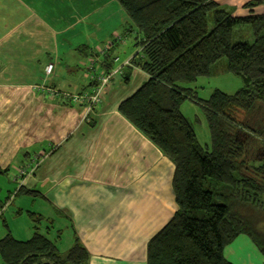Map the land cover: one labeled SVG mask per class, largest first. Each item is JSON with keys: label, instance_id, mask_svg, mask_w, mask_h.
<instances>
[{"label": "crops", "instance_id": "0c3cea01", "mask_svg": "<svg viewBox=\"0 0 264 264\" xmlns=\"http://www.w3.org/2000/svg\"><path fill=\"white\" fill-rule=\"evenodd\" d=\"M212 1L235 17L264 14V5L246 8L257 0ZM128 24L113 0H0V170L45 196L30 212L42 217L35 232L45 225L66 251L78 236L89 264H146L148 243L178 209L174 165L118 112L148 81L129 67L139 53H111ZM105 67L110 83L88 112ZM24 234L12 236L33 237Z\"/></svg>", "mask_w": 264, "mask_h": 264}, {"label": "trees", "instance_id": "16d2710c", "mask_svg": "<svg viewBox=\"0 0 264 264\" xmlns=\"http://www.w3.org/2000/svg\"><path fill=\"white\" fill-rule=\"evenodd\" d=\"M113 1L129 18V34L137 36L140 52L129 67L148 77L120 103L118 112L175 167L172 189L178 209L148 243L146 264H231L225 249L236 238L246 235L256 246L259 243L257 225L242 218L240 209H258L264 217V158L258 159L264 156V134L248 123L264 106V14L235 17L212 0ZM261 5L264 0L250 2L246 8ZM241 27L251 30L252 43L234 41L235 30ZM223 59L243 87L235 95L215 91L209 100L197 101L187 86L210 77ZM108 67L104 69L110 76ZM187 100L205 111L210 148L198 143L181 112ZM86 104H91L89 99ZM239 112L245 114L244 120H238ZM257 142L256 159L250 161ZM19 193L45 200L41 192L23 187ZM29 215L37 223L42 221ZM257 247L264 254L263 247ZM0 258L4 264L90 262L78 236L62 253L38 230L27 242L8 233L0 240Z\"/></svg>", "mask_w": 264, "mask_h": 264}, {"label": "rangeland", "instance_id": "374dc122", "mask_svg": "<svg viewBox=\"0 0 264 264\" xmlns=\"http://www.w3.org/2000/svg\"><path fill=\"white\" fill-rule=\"evenodd\" d=\"M127 29L128 27L121 28L119 33L120 38H117L116 41L113 39L112 41L114 47L111 53L115 56L117 55L120 57L122 55L121 53L140 52L139 47L136 46V34H129ZM253 40L252 32L248 27H241L235 30V42L252 43ZM120 65L121 63L117 66ZM46 76L47 75L45 74V78ZM109 83L110 79H107L106 86ZM187 87L194 90V96L197 101L204 102L209 100L215 91H220L230 96L235 95L243 87V82L240 78L230 74L227 71V60L223 59L213 67L212 75L210 77L199 78L195 83L190 84ZM40 90L47 91V95H56L57 93V91L51 87L44 88L41 86ZM93 95L94 94H92L89 99ZM76 99L78 98L76 97ZM97 100L99 102L95 104L94 107H97L96 105L101 102L102 93L97 96ZM90 105L87 107L88 112L91 111L89 109ZM181 112L192 125L198 143L203 148H210L211 133L208 120L202 106L192 100H187L181 106ZM237 117L239 121L244 120L245 114L243 112H239ZM248 123L251 127L264 134V106H262V109H260L257 114L249 119ZM262 143L264 145V142ZM257 144L258 145L254 144V152L249 154L250 161L252 159H256V151L260 147L259 142H257ZM261 158H264V156L258 159ZM20 187L21 183L18 181L17 174H15L14 170L10 169V171L7 173H4V171L0 170V239L5 237V235L8 233L16 238H20V236L21 238H27L25 234H19L21 232L26 233L29 228L32 230V237L35 232V227L38 226L39 228V225L35 223L34 218L30 217L29 213L41 212L42 202L40 200L43 199L35 196L34 198L33 196L19 193L18 190ZM248 208L249 209L243 206L240 209V214L242 218H246V220L250 223H255L257 225L258 228L256 227V238L259 241L258 245L260 248L263 247L264 249V217L262 218L263 215H260L261 212H259L258 209L253 210L250 209V207ZM40 230L39 231L42 234H45L51 241L58 245V248L61 252H66L65 246H67V242L65 239L62 238L60 241H58V235L53 233L49 235L45 225L41 227ZM241 239L242 240L235 241L231 246H229V248L226 249L225 257L228 262H231L232 264H264V254L259 250L257 247L258 245L256 246L252 241L251 242L255 247L248 244L244 245L242 242L245 241L244 239L246 238L241 237ZM227 250L232 252L231 257L228 256ZM0 264H4L1 258Z\"/></svg>", "mask_w": 264, "mask_h": 264}, {"label": "built area", "instance_id": "2783aa9c", "mask_svg": "<svg viewBox=\"0 0 264 264\" xmlns=\"http://www.w3.org/2000/svg\"><path fill=\"white\" fill-rule=\"evenodd\" d=\"M53 68H54V66L52 64L47 65L45 67V74L47 76H50L53 72ZM110 78H111V75L110 76L108 75V76H105V77L99 79L100 80L99 81V83H100L99 88L95 91L94 95L89 99V102L91 103L90 108H89L90 110H92L94 105L99 102L97 100V96H99L100 93H102L104 87L106 86L107 79H110ZM92 104H93V107H92Z\"/></svg>", "mask_w": 264, "mask_h": 264}, {"label": "water", "instance_id": "95a60500", "mask_svg": "<svg viewBox=\"0 0 264 264\" xmlns=\"http://www.w3.org/2000/svg\"><path fill=\"white\" fill-rule=\"evenodd\" d=\"M43 264H50V263H48V262H45V263H43Z\"/></svg>", "mask_w": 264, "mask_h": 264}]
</instances>
